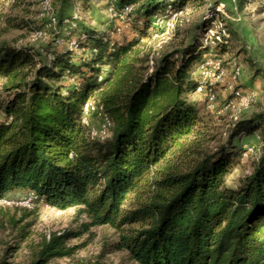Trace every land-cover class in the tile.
Listing matches in <instances>:
<instances>
[{"label":"trees","instance_id":"trees-1","mask_svg":"<svg viewBox=\"0 0 264 264\" xmlns=\"http://www.w3.org/2000/svg\"><path fill=\"white\" fill-rule=\"evenodd\" d=\"M194 2L204 4L145 0L129 13L132 36L85 30L75 49L53 48L44 59L29 47L0 45L7 95L0 102V199L21 191L59 211L78 209L87 226L122 231L115 248L135 264H264V116L237 122L225 143L208 150L214 136L191 96L211 47L197 35L151 69L140 65L148 63L139 57L143 41L165 31L152 17ZM214 6L208 12L217 17ZM213 21H200L202 35ZM225 40L215 52H229ZM88 102L109 118L107 138L90 137L82 121ZM255 133L258 158L231 188L227 178L247 152L234 140ZM22 210L12 226L28 216ZM19 235L25 238L24 227ZM67 236L44 238L32 264L70 257Z\"/></svg>","mask_w":264,"mask_h":264},{"label":"rangeland","instance_id":"rangeland-1","mask_svg":"<svg viewBox=\"0 0 264 264\" xmlns=\"http://www.w3.org/2000/svg\"><path fill=\"white\" fill-rule=\"evenodd\" d=\"M45 1L0 0V45L29 47L37 58L44 59L53 48L67 46L75 49L85 30L107 33L118 40L130 37L133 34L129 27V17L132 16L129 13L136 12L145 0H132L134 5L124 11L115 9L117 0H49L47 6ZM213 6L217 17L208 12ZM51 19H55V24H50ZM203 19H214L213 33L225 32L229 52H215V46L207 37L211 35L210 30L202 35L197 28ZM38 30L45 32L46 36L36 37L34 33ZM228 30L236 36L228 35ZM156 35L143 41L139 57H148V63L140 65H149L151 69L161 56L184 48L197 35L211 47V54L221 60L214 108L206 109L201 96H191L198 104L200 114L208 121L210 135L214 136L212 141L205 143V148L209 150L225 143L237 122L264 116V0L190 3L171 21L168 30ZM250 93L251 100L244 104L241 95ZM6 97L0 87V102ZM101 123V118H91L90 125L96 131L101 129ZM109 135L108 128L103 136L107 138ZM234 144L242 145L247 152L236 160L227 178V185L231 188H236L239 180L251 173L261 146L256 133L242 135L234 140ZM26 195L21 191L12 192L0 202V264H32L43 239H48L51 233L68 234L64 245L73 248V253L70 257L52 259L47 264H135L127 251L115 248L122 231L109 226H87L89 219L78 209L59 211L48 207L42 200L36 201L25 212L28 216L12 226L9 219L18 221L23 215L22 208L15 203ZM21 227L25 229L24 239L19 235Z\"/></svg>","mask_w":264,"mask_h":264},{"label":"built area","instance_id":"built-area-1","mask_svg":"<svg viewBox=\"0 0 264 264\" xmlns=\"http://www.w3.org/2000/svg\"><path fill=\"white\" fill-rule=\"evenodd\" d=\"M45 4L47 6L49 4V0L45 1ZM128 8H125L122 11ZM178 15L179 13L173 12L170 9V7H168L165 16L155 15L152 17V25L158 28H162L164 30H168L171 25V21H173ZM55 22H56L55 19H51L50 24H55ZM71 26L74 27L75 25H71ZM209 32L211 35H207V37L210 40L211 45L215 46L217 42H221V41L227 44L225 38H227L228 36L225 35L224 31H220L219 33L217 32L213 33V31L210 30ZM34 34L38 38H44L46 36V33L43 32L42 30H38ZM208 39H206V42H209ZM150 63L152 64V61H150ZM220 69H221V60L217 59L215 55H212L210 50V52H208V54L205 55L204 61L197 67L194 73V76L198 80V86L196 87V91L194 94H197L202 97L204 107L208 110L213 109L217 102L215 86L218 83V79L220 77V75L218 74ZM236 94L239 95L240 93H236ZM241 100L242 102H244V104H247L251 100V93L246 95H241ZM94 116L101 118L102 123L100 125L101 129H99V131L98 130L96 131L90 125L91 118ZM82 121L84 125L89 128L90 137L92 139L93 138H98L101 140L104 139L105 132L111 125L109 118L102 111V108L97 107L90 102L84 105ZM36 199L37 197L35 196L34 193H28L22 200L17 201L15 204L21 208L30 209L32 208L33 204L37 201ZM2 201L3 198L0 199V202Z\"/></svg>","mask_w":264,"mask_h":264},{"label":"crops","instance_id":"crops-1","mask_svg":"<svg viewBox=\"0 0 264 264\" xmlns=\"http://www.w3.org/2000/svg\"><path fill=\"white\" fill-rule=\"evenodd\" d=\"M247 48H249V47L247 46Z\"/></svg>","mask_w":264,"mask_h":264}]
</instances>
